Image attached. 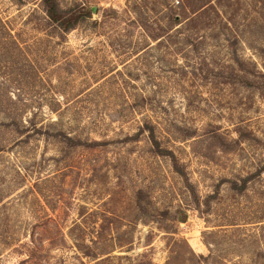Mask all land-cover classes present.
<instances>
[{"label":"rangeland","instance_id":"rangeland-1","mask_svg":"<svg viewBox=\"0 0 264 264\" xmlns=\"http://www.w3.org/2000/svg\"><path fill=\"white\" fill-rule=\"evenodd\" d=\"M55 1L0 0V264H264V0Z\"/></svg>","mask_w":264,"mask_h":264},{"label":"trees","instance_id":"trees-1","mask_svg":"<svg viewBox=\"0 0 264 264\" xmlns=\"http://www.w3.org/2000/svg\"><path fill=\"white\" fill-rule=\"evenodd\" d=\"M45 14L50 22L63 32L74 29L81 21L91 17V10L87 6L71 5L69 7L60 6L55 0H42ZM205 3L203 4V6ZM202 6V5H201ZM177 20L176 16L173 17ZM153 141V138H152ZM156 144V142H154ZM163 153V152H162ZM186 220V213L180 212V222Z\"/></svg>","mask_w":264,"mask_h":264},{"label":"water","instance_id":"water-1","mask_svg":"<svg viewBox=\"0 0 264 264\" xmlns=\"http://www.w3.org/2000/svg\"><path fill=\"white\" fill-rule=\"evenodd\" d=\"M91 11H92V13H94V12H95V8H94V7H92V8H91Z\"/></svg>","mask_w":264,"mask_h":264}]
</instances>
